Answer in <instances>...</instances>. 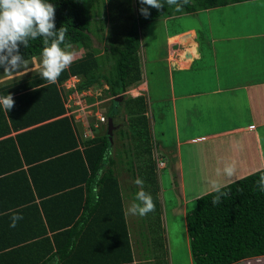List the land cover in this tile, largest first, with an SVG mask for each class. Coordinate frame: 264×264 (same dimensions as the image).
Returning a JSON list of instances; mask_svg holds the SVG:
<instances>
[{"label": "trees", "instance_id": "trees-1", "mask_svg": "<svg viewBox=\"0 0 264 264\" xmlns=\"http://www.w3.org/2000/svg\"><path fill=\"white\" fill-rule=\"evenodd\" d=\"M243 1L248 0H181L179 11L167 4L160 10L149 6L145 18L139 0H106L112 17H120L126 25L111 38L102 57L92 48L90 0H51L56 29H67L61 47L82 44L88 49L55 83L42 79L40 71L0 85V95L10 93L14 99L8 113L0 110V264H135L117 174L120 150L108 135V126L97 129L94 138L83 136L80 123L67 115L70 90L64 83L78 76L80 91L107 85L106 115L120 128L124 149L129 151L125 157L129 172L144 181L138 191L153 197L155 209L146 215L147 221L161 226L147 97L126 94L142 78L141 29L161 17ZM44 46L37 38L27 48L21 45L20 52L28 62L40 58ZM107 61L113 65L105 72ZM119 117L125 121L123 126L116 122ZM261 175L264 168L221 186L227 195L219 204H212L215 190L197 198L196 207L186 216L194 264H234L264 255ZM14 214L22 219L10 227ZM150 226L144 227L148 236L153 235Z\"/></svg>", "mask_w": 264, "mask_h": 264}, {"label": "crops", "instance_id": "crops-1", "mask_svg": "<svg viewBox=\"0 0 264 264\" xmlns=\"http://www.w3.org/2000/svg\"><path fill=\"white\" fill-rule=\"evenodd\" d=\"M240 3L243 2L233 4ZM237 30L226 31V36L221 37L213 34L206 36L201 31L198 33L195 27L179 32L176 30L175 34L168 36V57L162 60L164 66L168 65L164 78V96L155 94L150 80L146 78L148 74L143 75V72L141 83L133 91L136 96H147V115L153 131L154 125L159 123L157 117L164 122L158 125L160 139L155 137V132L153 134V153L158 154L162 150L160 157L165 164L164 167H157L159 185L162 184L161 169L168 167L169 160H175L174 169L180 174L177 188H182L183 191L180 190L184 200L189 193L184 181V160L188 165L196 167L197 171L203 169V163L210 166L211 170L220 171H223L225 164H229L234 169H245L243 173L247 175L264 168V149L261 145L264 139V100L261 101L264 99V29L256 24L250 27L248 23H239ZM183 36H186V41H182ZM187 42H192L193 47L196 44L199 46V54L191 60L188 57H193L195 50L188 52ZM185 52L187 57L184 56ZM197 98H201V101L197 109H192ZM192 125H198L199 129L193 131L190 128ZM174 134L176 142L175 137L172 140ZM161 191L163 189L159 191L163 208L165 197ZM201 195L193 197L195 199ZM125 208L127 215L126 196ZM186 216L187 210L184 212L185 222ZM127 221L135 264H153L162 257L160 253L164 254L166 248L164 239L159 235L165 233V227H169L163 210L161 226L155 221L153 224L148 222L149 228L150 225L153 228L149 243H143L140 235L142 228L138 223L135 225L128 218ZM234 264H264V255Z\"/></svg>", "mask_w": 264, "mask_h": 264}, {"label": "rangeland", "instance_id": "rangeland-1", "mask_svg": "<svg viewBox=\"0 0 264 264\" xmlns=\"http://www.w3.org/2000/svg\"><path fill=\"white\" fill-rule=\"evenodd\" d=\"M90 6L93 38L92 48L96 49L95 52H97L98 55H101L105 52V48L111 44V38L120 34V31L126 25V21L121 20L120 17H112L111 9L106 0H90ZM239 23H248L250 27H254L256 24V26H260V28L263 30L264 0H248V2L243 1V3L240 4L220 6L213 9L211 8L210 10H202L197 13L182 14L170 18L161 17L150 22L146 27L144 26L141 29V68L143 75L144 73L148 74L146 75V78L147 80H150L151 87L155 91V94L157 96H164L166 91V89H164V78L168 65L164 66L162 60H166L168 57V36L175 34L174 32L176 30L179 32L184 31L187 28L195 27L197 28L198 33L201 31L202 34L204 33L206 36H211L213 34L217 37H221L223 35L226 36V31L234 30L237 32ZM208 24L211 25V27H209ZM87 49L88 48H85L82 44L74 46L70 45L66 48V51H72L74 53V59H76L84 55ZM101 56L104 57V55ZM41 59L42 57L34 58L33 60L26 62L20 69L13 72H9L5 69L0 70V85L29 76L36 72H40L42 70ZM104 65L105 67L103 70L108 72L110 70L109 68L113 65V61H110V65L108 64V61L107 63H104ZM194 66H196V64ZM189 79L191 78H188V80ZM140 83V80L137 81L134 83V86H131V88L137 86ZM105 88H107V85H103L101 87L91 86L90 90L95 93V95H97V91L103 93ZM149 95L151 96L150 90ZM102 96L106 99L108 98L105 97L106 95ZM263 100L264 99L261 101L263 102ZM200 101L201 98H197L195 102H193L194 105L192 109H197V105H199ZM73 102H71V104ZM109 106L110 101L107 100L99 106V111L106 115V111L108 110ZM169 120L172 123V119L169 118ZM116 122L120 123L122 126L125 124V121L122 117L117 118ZM157 122L161 124L164 123L159 117H157ZM80 125L81 128L84 126L82 122ZM158 125H154V131L151 126V131L153 132L152 134H154V132L156 133L155 137L157 139H160ZM118 128L114 130L113 135L120 150V154L117 156V174L122 183L128 209L129 204L135 199V194L138 191V185L131 182V180L134 181L135 179L129 172L128 164L125 162V157L129 151L126 152L124 149L125 146L123 145L120 135V128ZM190 128L193 131H196L199 129V126L192 125ZM174 137L175 134L172 135V140ZM262 141L263 142L261 145L264 149V139ZM159 151V153H162V150ZM169 159L170 158H168V160ZM171 161H173V159L168 161L167 168L161 169L162 184L160 186V190L163 189V192L161 191V193L165 197L162 210L163 214L167 217V224L169 227H165V233L162 232L159 235H161L164 239V245H166L165 253L167 256L165 255L164 257H160L157 261L153 262V264H163L164 260L170 264H192L193 257L191 254L190 238L186 229L184 212H186V210L188 212L189 210H192L196 207V201L199 197L194 199L193 196L198 194H206L212 190H215L217 185L224 184L229 180H231L229 182L231 183L247 176V174L243 173V170L245 169L236 168L234 169L232 176H226L223 174V171L211 170L209 169L210 166L207 167V165H204V163L202 164L203 169L197 171L196 167L188 165L184 160V181L187 186V191H189V193L186 194V199L184 200L181 196L182 188L180 187L181 190L177 188L180 174L174 169L175 160L173 163ZM205 161L209 162L208 159H205ZM197 165H199V163H197ZM178 190H180V192ZM127 218L135 225L138 223V226L142 228L140 233L141 239L144 244L147 243L149 236L146 228L144 227L148 225V218L146 216L140 217L130 215L128 211ZM146 252L149 253L148 248H146ZM162 253H160V255ZM150 254H153V252ZM167 257L169 261L167 260Z\"/></svg>", "mask_w": 264, "mask_h": 264}, {"label": "clouds", "instance_id": "clouds-1", "mask_svg": "<svg viewBox=\"0 0 264 264\" xmlns=\"http://www.w3.org/2000/svg\"><path fill=\"white\" fill-rule=\"evenodd\" d=\"M139 3L142 5L140 13L145 18L150 15L149 6L160 10L167 4L175 6L177 11L182 7L181 0H139ZM66 33L67 29L64 27L56 29L55 7L51 0H0V67L9 72L20 69L26 63L20 52V46L23 45L27 48L31 40L40 38L45 45L41 51L42 70L40 76L48 83H55L61 73L69 68L74 61V53L61 47L65 43ZM136 87L127 90L126 94L136 96L133 93ZM107 100L110 98L108 97ZM13 106L14 99L10 93L0 95V110L8 113ZM108 120L109 117L100 129L108 126ZM116 126L118 128V125ZM158 156L160 157V153ZM155 161L159 167L156 159ZM233 173L234 167L225 164L223 174L232 176ZM133 183L143 185L144 181L137 177ZM258 190L264 192V175L259 178ZM215 191L217 194L213 196V205L219 204L221 197L227 195V192L223 191L219 185L216 186ZM154 209L155 203L152 195L141 189L136 192L135 199L129 204L127 211L130 215L143 217L153 212ZM20 219H22L20 214H14L10 227H15Z\"/></svg>", "mask_w": 264, "mask_h": 264}, {"label": "built area", "instance_id": "built-area-1", "mask_svg": "<svg viewBox=\"0 0 264 264\" xmlns=\"http://www.w3.org/2000/svg\"><path fill=\"white\" fill-rule=\"evenodd\" d=\"M79 81V77L73 76L64 83L66 90H70L65 102L67 115H72L80 124L81 122L83 123L82 134L85 138H94L96 130L100 129L101 125L107 122L108 117L99 111V106L107 99H104L103 93L97 90V95L90 88L80 91L77 89ZM71 102L73 103L71 104ZM154 157L159 167L165 165L157 153H154Z\"/></svg>", "mask_w": 264, "mask_h": 264}, {"label": "water", "instance_id": "water-1", "mask_svg": "<svg viewBox=\"0 0 264 264\" xmlns=\"http://www.w3.org/2000/svg\"><path fill=\"white\" fill-rule=\"evenodd\" d=\"M186 36H183L182 37V41H186ZM187 45H188V48H189V51L188 52H192V50H195V53H193V57H188V59L191 60L192 58H194L195 56H197L199 54V46H197V44H196V46L193 47L192 46V42L191 43H188L187 42ZM186 53L187 52H185V54H184L185 57H187ZM116 127L117 126L114 124L113 118L112 117H109V120H108V135L110 136L111 139L113 138L114 129H116Z\"/></svg>", "mask_w": 264, "mask_h": 264}, {"label": "bare ground", "instance_id": "bare-ground-1", "mask_svg": "<svg viewBox=\"0 0 264 264\" xmlns=\"http://www.w3.org/2000/svg\"><path fill=\"white\" fill-rule=\"evenodd\" d=\"M188 40V39H187Z\"/></svg>", "mask_w": 264, "mask_h": 264}]
</instances>
